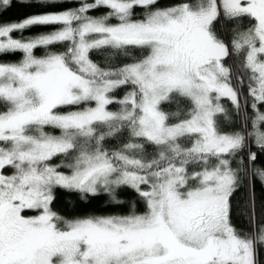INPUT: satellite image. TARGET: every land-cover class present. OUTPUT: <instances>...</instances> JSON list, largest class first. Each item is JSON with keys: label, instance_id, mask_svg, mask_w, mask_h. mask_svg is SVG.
Returning a JSON list of instances; mask_svg holds the SVG:
<instances>
[{"label": "snow or ice", "instance_id": "obj_1", "mask_svg": "<svg viewBox=\"0 0 264 264\" xmlns=\"http://www.w3.org/2000/svg\"><path fill=\"white\" fill-rule=\"evenodd\" d=\"M0 264H264V0H0Z\"/></svg>", "mask_w": 264, "mask_h": 264}, {"label": "trees", "instance_id": "obj_2", "mask_svg": "<svg viewBox=\"0 0 264 264\" xmlns=\"http://www.w3.org/2000/svg\"><path fill=\"white\" fill-rule=\"evenodd\" d=\"M37 11V9L35 8H29V7H24V6H13L11 8L10 11H8L7 15L4 17L5 20H20L23 17L33 13ZM49 30L48 28H44V27H36L33 28L31 30H29L28 33H25L26 35H35L38 34L40 32L43 31H47ZM258 193H259V189H257ZM73 204H74V199H73V194H66L62 200L60 201V203L57 205V208L59 211H61L62 213L65 214H69L72 213L74 211L73 208ZM94 208L99 209L102 208L103 205L102 203H97L95 205H93ZM143 208L142 204H138V210H141Z\"/></svg>", "mask_w": 264, "mask_h": 264}]
</instances>
